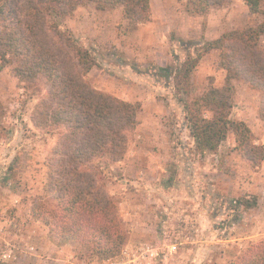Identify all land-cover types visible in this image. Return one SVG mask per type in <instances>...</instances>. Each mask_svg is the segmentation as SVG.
Here are the masks:
<instances>
[{
    "label": "rangeland",
    "instance_id": "obj_1",
    "mask_svg": "<svg viewBox=\"0 0 264 264\" xmlns=\"http://www.w3.org/2000/svg\"><path fill=\"white\" fill-rule=\"evenodd\" d=\"M162 1L167 10L159 0H150L151 11L170 18L156 31L167 37L163 50L175 54L162 72L154 66L151 41L142 48L128 38L131 28L120 9L102 17L90 4L63 21L95 64L86 76L88 83L138 107L139 123L127 134L121 160L113 163L103 155L87 167L117 202L126 226L129 239L115 256L54 245L44 223L33 216L35 204L47 202L49 164L63 129L35 126L34 113L46 97L43 83L25 90L9 69L1 72L0 264H231L241 251L264 241V174H253L264 161L255 167L242 159L233 150L232 136L215 152L198 149L179 101L185 97L175 88L187 57L196 58L206 43L201 31L208 27L213 36L219 32L221 12L216 9H225L224 18H232L231 30L255 28L264 25V1L255 15L241 0H231L229 7L192 16L196 18L191 21L185 1ZM259 42L264 48V33ZM201 59L191 72L190 98L224 83L218 53ZM236 85L233 107L249 115L257 105V92L243 82ZM235 113L232 119L239 120ZM251 134V142L263 146ZM245 201H255V206L245 209Z\"/></svg>",
    "mask_w": 264,
    "mask_h": 264
},
{
    "label": "trees",
    "instance_id": "obj_2",
    "mask_svg": "<svg viewBox=\"0 0 264 264\" xmlns=\"http://www.w3.org/2000/svg\"><path fill=\"white\" fill-rule=\"evenodd\" d=\"M185 1V12L201 17L213 8L231 4V0ZM241 1L248 13L255 15L261 12L264 0ZM90 4L100 12L121 8L123 20L134 28L151 20L149 0H0V74L9 69L25 90L43 83L46 97L34 113L35 126L63 129L49 164L46 207L36 203L33 216L44 223L54 245L111 257L120 252L129 236L117 202L99 185L94 169L87 167L103 155L113 163L121 160L127 134L139 123L138 107L95 90L86 80L95 64L63 21L77 8ZM263 33L264 25H260L226 31L206 41L196 58L187 57L175 84L185 97L179 101L197 148L215 152L232 136L233 150L255 167L264 161V147L251 142V130L232 119V109L235 82H243L259 94L257 115L264 121V49L259 42ZM211 51L218 53L217 68L225 73L224 83L190 98L191 72ZM3 116L0 103V126ZM243 205L250 209L255 201ZM240 253L231 264H264V241Z\"/></svg>",
    "mask_w": 264,
    "mask_h": 264
},
{
    "label": "crops",
    "instance_id": "obj_3",
    "mask_svg": "<svg viewBox=\"0 0 264 264\" xmlns=\"http://www.w3.org/2000/svg\"><path fill=\"white\" fill-rule=\"evenodd\" d=\"M183 1H185V0H183ZM236 1H239V0H236ZM149 2H150V0H149ZM159 3H160V5H162L165 8V10H167L166 9V3L164 1L159 0ZM185 3H186V1H185ZM150 6H151V2H150ZM119 9L121 10V8H117V9H114L111 11H116ZM216 11L221 12V14H219L220 18L218 19L219 26H217V29L219 28L218 29L219 32L213 36L210 34L211 32L209 31V28L207 27V29L203 33L201 31V37H204V41H211V40L217 39L224 32L231 30V28L229 27V24L233 20H232V18L229 19V17H227L226 19L224 18V13L226 10L225 9H222V10L216 9ZM95 12L101 13V16L104 17V16H106L105 13H107L108 10L102 11V12H100V11H95ZM121 12H122V10H121ZM187 17H188V21H191V19L196 18V17H192L191 15H188ZM198 19L202 20V18H198ZM233 19H236V18H233ZM164 21H170V18L165 17V16H154L153 12L151 15V20L148 23H146L144 25H137L135 28L133 26L129 25L125 21L131 28L130 32H128L129 33L128 38H130L131 40H134L135 42H138V44L142 48H144V45H148L149 41H151V45L153 47H155L153 49L154 66H157V69L161 72L164 71V68L166 67L167 63H169L168 59L171 57H175V54H173L172 51L168 50L165 52L163 50L164 46H165L164 43L167 39L166 35L161 36L160 33L159 32L157 33V31H156V29L159 30V28L161 27V25L163 24ZM209 22L211 23L212 21L209 20ZM218 22H216V23L218 24ZM159 24H160V26H159ZM173 29L175 31V28H173ZM173 29H169L170 33H171V30H173ZM169 31L167 33H169ZM162 37L164 39L163 41H162ZM199 40H201L200 43H202V38L199 37ZM160 43H163V47L160 45ZM155 44H157V45L155 46ZM156 48H157V50H155ZM213 52H215V51H213ZM209 53H211V52H209ZM209 53L205 54L204 56H208ZM201 64H203L202 61H201ZM220 71H222V70H220ZM235 87H237L236 82H235ZM254 96H255V99L257 100V103H256L257 105L255 106V108H256V107H258V104H259V94L258 93L256 95L254 94ZM255 108H254V110H252L251 114L249 113V115L248 114L243 115L244 111L240 110L238 108H235V107H233L232 110L237 111V113H235V114H237L236 118L247 123V125L249 126V128L251 129L253 134L255 135L256 144H261L264 146V121H262L258 118L257 112H255L256 111ZM142 125L143 124H140V126H142ZM143 166L145 167V165H143ZM147 166H149V164ZM253 174L257 175L258 177L261 176L262 174H264V163L262 164L261 167L256 168V171L253 172ZM262 182H264V180H262Z\"/></svg>",
    "mask_w": 264,
    "mask_h": 264
}]
</instances>
